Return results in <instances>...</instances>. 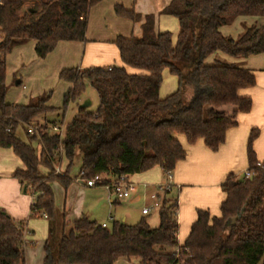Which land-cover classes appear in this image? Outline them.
Masks as SVG:
<instances>
[{"label": "trees", "instance_id": "obj_1", "mask_svg": "<svg viewBox=\"0 0 264 264\" xmlns=\"http://www.w3.org/2000/svg\"><path fill=\"white\" fill-rule=\"evenodd\" d=\"M101 1L0 0V148L11 149L21 160L23 167L14 176L37 194L31 217L47 215L43 264H114L120 258H136L140 264H264V161L254 149L260 134L256 127L247 142L252 176L229 173L221 184L226 198L220 215L198 209L183 244L178 242L179 191L173 186L157 208V227L145 218L103 227L83 216L64 223L62 234L56 235L58 210L51 183L65 188L72 183L76 157L82 156V178H119L156 166L165 174L173 172L187 157L179 137L189 145L203 139L209 150L218 151L227 131L238 125V114L252 109V98L240 91L256 85L255 70L219 54L235 59L264 55V24H246L237 37L221 31L237 17H264V0H171L161 13L177 19L176 38L170 31L157 32L155 15L147 14L141 36L114 40L122 65L60 71V79L71 84L63 107L50 104L52 92L31 97L27 104L8 102L7 54L34 41L36 55L45 58L61 41H86L90 10ZM114 10L132 22L143 18L134 7L115 4ZM126 66L143 72L130 73ZM165 69L177 78V88L161 97ZM86 83L98 92L97 109L78 108L62 137L50 134L40 119L54 112L64 115L70 102L80 105ZM21 124L35 128L27 134L40 150L17 137ZM63 159L67 165L57 173ZM41 167L49 170L47 175ZM25 224L0 207V264H26Z\"/></svg>", "mask_w": 264, "mask_h": 264}, {"label": "crops", "instance_id": "obj_2", "mask_svg": "<svg viewBox=\"0 0 264 264\" xmlns=\"http://www.w3.org/2000/svg\"><path fill=\"white\" fill-rule=\"evenodd\" d=\"M170 2L171 0H103L90 10L86 41H61L48 56H51L52 62L60 67V71L63 68L71 67L89 68L108 67L114 64L122 65L120 52L114 40L120 35L125 37L132 34L141 36V26L147 14L155 15L157 32L170 31L176 38L179 32L177 19L161 13ZM115 4H122L129 9L134 7L137 12L143 15V18L138 22H132L120 17L115 13ZM245 24L260 26L264 24V17H237L231 23L222 26L221 31L225 35L237 37L242 33ZM32 42L35 48V42ZM219 55L229 61L242 62L245 67L255 70L256 85L240 91L241 95L252 98V109L247 113L238 114V125L227 131L226 141L218 151L209 150L203 139H199L194 145H189L184 137H179L187 151V157L176 165L175 170L172 172V180L167 178L159 166L147 172L129 176L133 190L130 197L126 199H118L112 190H108L103 186L88 187L77 181L82 164V156H78L74 160L70 173L73 179L72 183L67 188L57 181L51 183L58 210L57 222L59 229H63L64 223L75 221L83 216H87L90 220L99 224L107 223L108 220L111 221V224L114 221L135 224L144 218L147 219V216L152 212L150 214L142 213L143 207L149 204L143 202L149 199L151 203L149 195L158 192L160 186L169 182L172 183L173 191H179L177 219L179 222L178 242L180 245L187 238L191 225L197 218L198 209L209 210L212 215H220V206L226 198L221 184L229 173L234 172L236 176H241L248 169L247 142L251 129L255 127L260 130V134L254 141V149L258 160L260 162L264 161V55H251L245 59H235L224 53ZM213 59V56L210 57L208 62L211 63ZM126 67L130 73L143 72ZM165 75H169L167 69L163 71V77ZM169 78L170 76L168 77L170 83L168 82L164 88L163 80L160 90L161 97L167 96L177 88L176 81ZM20 83L21 81H17L18 85ZM70 87L71 84H69ZM163 91L166 95L162 94ZM7 101L10 102L8 99ZM50 104L54 106L51 100ZM54 113L56 117L53 120L47 119L50 113L45 116V119L52 125V129L56 128L54 121L57 116L62 114L61 112ZM62 117L64 118L63 114ZM66 165L67 161L63 159L56 167H60L63 171ZM22 167L23 163L11 149L0 148V207L15 221L26 223V264H32L30 254L31 252H34V255L36 253L34 249L29 252L28 245L33 246L34 241L32 238L36 232L35 229H37L33 223V217H31L33 196L14 176L15 171ZM75 168L76 171L74 172ZM48 172L47 168L41 167L43 175H47ZM106 178L113 179L114 177L110 175ZM57 192L61 194L59 198ZM87 196H92L94 199L88 201ZM160 198L162 200L165 198L164 193L161 194L160 192ZM106 201L109 202L107 216H101L99 207L101 206L107 210ZM140 203H143L140 211L138 207L135 209L139 211L141 216L137 218V222H129L130 219L133 221L132 213H130L131 209ZM122 204H127L129 208H132L129 209L122 206ZM122 207H125V210H122ZM39 217H43L47 223L43 250L39 254L40 260L37 262V264H43L45 257L44 245L49 235V221L47 217Z\"/></svg>", "mask_w": 264, "mask_h": 264}, {"label": "rangeland", "instance_id": "obj_3", "mask_svg": "<svg viewBox=\"0 0 264 264\" xmlns=\"http://www.w3.org/2000/svg\"><path fill=\"white\" fill-rule=\"evenodd\" d=\"M48 55L45 58L37 57L34 51L33 42H30L25 45L17 46L10 53L7 54L6 56L7 83L9 85L7 99L10 102L18 103V104H27L31 97H36L45 92L47 93L52 92L51 103L55 107H63L64 95L69 90V83L66 82L65 80L60 79L59 77L60 67L55 65L52 62L51 56H48ZM169 76H170L169 79L176 81V84H177V78L175 76L171 74L165 75L163 77V80H164L163 88L166 87V85L170 81L168 80ZM17 81H21V83L18 85ZM162 94H165V92L163 91ZM85 98H89L92 101V104L90 107H88V109L91 111L96 110L100 103L99 95H98V92L95 90V88H93L89 83H86L85 85V90L82 95L80 103ZM78 108H79V101L70 102L67 105L64 118L62 117V114H60V116H57L56 120L54 121V124L56 126L55 129H52V125L49 124V121H47V119L48 120L55 119L56 117L55 113H50L47 116V119L41 118L40 123L41 124L46 123L49 127V133L54 134L56 133L59 127H62V126L65 127V125L77 113ZM228 109H230L228 110L229 112H232V108H228ZM27 129H28V126L21 124L16 130L17 137H19L20 139H22L23 141L27 143H31L37 150H40L39 144L36 141L34 142L30 140L29 135L27 134ZM75 171H76V168L74 169V172ZM79 186L82 187L81 185ZM59 196H61V194L57 192V197L59 198ZM93 199L94 198L92 196H87L88 201L93 200ZM143 203L147 204V203H150V201L149 199H146ZM143 203H140L139 205H136L133 208L130 207L132 208L130 213H132L133 221H131L130 219L129 222H137L136 221L137 218L141 216L139 211ZM106 205H107V210L103 209L101 206L99 207V214L101 216H104V215L107 216V212L109 209L108 201H106ZM122 206L128 207L127 204H122ZM136 207H138L139 211L135 209ZM121 209L125 210V207H122ZM147 220L151 227H157L159 225L158 209H155L154 211H152V213L149 216H147ZM33 223L37 229L33 228L36 230L34 237L32 238V240L34 241V244L33 246L29 244L28 249H29V252L31 251V249L35 250V253H36L35 255H34V252H31L30 254V261L32 262V264H37L38 260H40L39 254H41L43 250V240L45 239V234L47 232V227H46L47 223L43 217H33ZM107 223L109 224V226L111 225L110 220H108ZM69 229H70L69 227L65 228L64 232L67 233ZM61 231L62 229H57L56 235L58 237L62 234ZM114 264H140V261L136 258H130V259L120 258Z\"/></svg>", "mask_w": 264, "mask_h": 264}, {"label": "built area", "instance_id": "obj_4", "mask_svg": "<svg viewBox=\"0 0 264 264\" xmlns=\"http://www.w3.org/2000/svg\"><path fill=\"white\" fill-rule=\"evenodd\" d=\"M4 40V34L1 32L0 30V43ZM0 56H1V52H0ZM61 128V129H60ZM64 126L59 127L56 131V133H59L60 136L62 137L64 134ZM27 131L31 134H33L35 132V128L33 126H29ZM56 172L60 173L61 172V168L60 167H56ZM252 171L250 170H246L244 172V175L246 178H249L252 176ZM83 173H79L77 181H80L82 183H84L86 186L88 187H94V186H103L108 190H112L116 197L118 199H126L128 197H130L131 192L133 190V185L130 182L128 176L126 175H122L119 178H113V179H108L106 178V175H101V174H97L95 176H93L92 178H82ZM166 176L169 180H172V172H167ZM108 181V182H107ZM172 188V183H167L165 185H162L158 188V192L152 193L150 195V199H151V203L145 205L142 209V213L143 214H150L152 211H154L155 209H157L162 202V199L160 198V192L161 194L164 193L165 190H170ZM33 196V202H35L36 198H37V194H32ZM178 214V211H177ZM44 217H47L46 214H43ZM103 227H107L108 224L107 223H102L101 224Z\"/></svg>", "mask_w": 264, "mask_h": 264}, {"label": "water", "instance_id": "obj_5", "mask_svg": "<svg viewBox=\"0 0 264 264\" xmlns=\"http://www.w3.org/2000/svg\"><path fill=\"white\" fill-rule=\"evenodd\" d=\"M92 104V101L91 99L89 98H85L79 105V108H82V109H86L88 107H90Z\"/></svg>", "mask_w": 264, "mask_h": 264}]
</instances>
